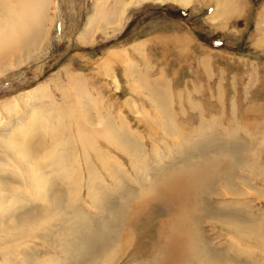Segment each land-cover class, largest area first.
Listing matches in <instances>:
<instances>
[{"label":"rangeland","instance_id":"obj_1","mask_svg":"<svg viewBox=\"0 0 264 264\" xmlns=\"http://www.w3.org/2000/svg\"><path fill=\"white\" fill-rule=\"evenodd\" d=\"M97 1L49 0L42 49L35 50L34 55L24 50L15 52L0 63V135L17 129L19 122L27 124L30 113L24 112L25 106L35 103L41 118L39 136L34 129L27 133L32 136V150L40 142L43 146L37 152L33 150L34 156L47 158L55 148L59 152L67 148L63 154L74 156L69 158V167H77L82 162L78 158L80 149L74 130L79 127L75 119L80 118L83 125L88 128L92 125L94 129L95 136L88 135L86 144L96 145L103 155L111 152L110 160L121 165L118 168L124 172V175L118 173L123 189L137 191L145 187L135 180L129 155L118 153L113 145L120 138L114 134L122 138L126 128L125 132L130 131L132 137L120 144L123 142V148L130 154L131 147L134 148L132 142L139 143L152 175L159 169L206 154L209 145L237 152L242 156L239 161L247 168L237 166L236 178L216 182L213 188L217 193L209 196L211 207L220 209L223 215H232L233 219H221L219 225L203 222V226L213 251L227 254L239 263L258 264L264 257L256 244L264 234V0H190L188 9L180 7L177 0H104L103 7L108 14L116 16L118 7L121 13L125 9L119 26L112 15L97 17L99 22L97 19L88 26ZM0 2L6 9L11 8L9 4H16L15 0ZM8 26L9 21L0 10V31ZM74 77L83 82L87 92L80 85L76 88ZM34 89L40 90L33 99L28 98ZM80 91L77 99L76 93ZM11 103L14 108L9 109ZM110 119L113 132L109 129ZM71 123L73 131L69 134ZM20 136L22 139L16 142L23 144L26 140L23 131ZM180 148L182 154H179ZM3 149L5 153L0 149V215L6 223L3 225L0 220V264L56 263L62 259L61 248L69 240L66 232L70 224L60 218L62 215L51 213L48 222L40 228L24 226L30 233L22 243L5 241L7 227H15L12 214L4 212L12 199L23 201L15 212L18 223L36 208L43 211L46 204L36 201L28 171L17 175L21 166L27 165V159L21 155L13 158L10 149ZM155 152L163 159L162 164L155 162ZM111 165L105 168L96 163L105 180L95 181L93 197L88 196V176L81 170L84 180L80 185L79 177L76 188L74 183L70 184L67 170L60 177V169L56 172L53 167L38 168L53 177L39 182L50 183V190L63 191L61 199L68 204L65 211L71 213L77 207L94 220L101 218V209L94 207L95 197L100 199L107 192L113 195L110 196L112 203H120L119 189L110 176ZM227 190L234 194L228 195ZM51 198L52 195L49 201ZM152 206L149 211L134 214L130 224L135 236L124 238L130 245L124 244L114 264L150 260L151 253L145 251L150 249L148 243L155 242L154 229L173 212L170 204L162 200L154 201ZM241 217L245 221L241 222ZM129 221L127 218L126 222ZM231 222L236 228L229 225ZM241 226H251L249 231L253 235ZM234 228L241 230L233 233ZM146 230L148 243L139 235ZM103 261L101 255L91 264H103Z\"/></svg>","mask_w":264,"mask_h":264},{"label":"bare ground","instance_id":"obj_2","mask_svg":"<svg viewBox=\"0 0 264 264\" xmlns=\"http://www.w3.org/2000/svg\"><path fill=\"white\" fill-rule=\"evenodd\" d=\"M144 1H149V0H144ZM15 2H16L15 5H11V4L8 5V7L11 6V8L9 9H6L7 7H4L3 3L0 2V10L4 14L6 19L9 21L8 29L4 31H0V63H2V61L7 59L8 57H11L13 53L20 52L22 50L29 53L31 52V54L34 55L33 52L35 50L40 51L43 46L42 38L45 35L44 22L46 20L45 18L48 10L49 0H15ZM102 2H104V0L97 1L95 5L96 8L95 14L93 15V19L95 20L92 19L91 24H89L88 26L92 25L93 22H96V20L98 19L97 17H100L102 19L105 17V15H109V16L112 15L106 13V10H104ZM177 2H178L177 4L183 9H188L191 7L190 0H177ZM118 11L119 13L116 16L112 15V18L115 19L114 23L119 26V22L120 20H122V15L124 17V13H126V11L124 9L123 12L121 13L120 7H118ZM5 24L6 23H4V27L7 28L6 26L7 24L6 25ZM109 24L111 23L109 22ZM74 80H75L74 84L76 88L78 85H80L82 90L87 92V90H85V87L82 84L83 82L80 81V79L74 77ZM39 90L40 89H34V91L29 94L28 98L33 99L36 96V93L39 92ZM81 93L82 91L76 93L77 99L80 98L78 95L79 94L81 95ZM77 99L76 101L78 102ZM23 102L25 101L23 100ZM12 105L13 103L9 104V109L14 108L12 107ZM25 111L30 113V114L28 113L30 118L29 122L27 124L25 123L20 124L19 122L18 126L16 127L17 129L12 130L11 132L7 131L4 135H0V149L2 153H5L3 148L10 149L12 151L11 155L13 156V158H16L14 156L21 155L22 157H25L27 159V165L21 166V170L18 171L17 175L20 174V176H22L21 171L22 173L24 171H28L27 174L29 175V179L31 181L30 182L31 190H36L35 199L36 201H40L41 203L44 202L46 204V208L43 211L41 210L36 211L37 210L36 208L35 211H31L30 213L26 214L24 216V220L18 223L15 212H17V210L20 208L18 206L19 202L22 203L23 201L20 199L18 200L12 199V201L9 202L7 207L4 208V212L5 213L10 212L12 214V222L15 224V227L14 229H10L9 227H7L6 230L8 231L5 236V241L12 240L13 243L21 242V240L25 239V237H28L30 233V232L29 233L26 232L24 226L26 225L29 226V229L30 228L33 229L34 227L40 228L44 226L46 222H48L49 217L52 216L51 213H53L54 214L53 216L62 215L60 218H63V221H66L68 224H70V228L66 232L69 236V240L68 241L66 240L67 242L61 248L62 259L56 260V263H53L55 262L53 261L52 264H91L92 262L96 261L97 258L100 259L101 255H103L104 257L103 264H114L113 261H116L115 259L117 258V255L120 253V250L124 246V244H126L127 246L130 245V241L126 243L124 242V238L125 237L130 238L131 236L132 237L135 236V233L132 228L133 224L132 225L130 224L131 220H133V217H135L134 214L136 212H142L144 210L149 211V209L153 207L152 203L154 201L162 200L165 203L170 204L171 209H173V212L169 213L170 216L169 219H167L164 222H160V224L155 227L154 244H152L153 242L152 243L147 242L148 229L145 232H141L142 234L139 233L140 239L143 242L148 243V246H150L151 250L148 249L145 251L147 254L151 253L148 255V258H150V260L145 258L146 260H148L147 262L138 261V262H134L133 264H245V262L243 261L239 263L236 259H235L236 261L232 260L233 259L232 257H231L232 259H230L229 255L227 254L213 251L215 249H211L210 247L212 245L210 246L209 242H207L208 240H210V238L209 235L206 234V230L204 229L206 226H203L205 222L206 224L213 223L219 225L222 223L221 219H226V218L233 219L232 215H230L231 217L227 214L223 215L220 213V209L211 207L209 204L211 203L209 196L211 195L213 196L214 193H217L215 192L216 190H214L213 188L216 182L218 181L222 182L223 180H225L223 182H226V181H231V179L233 180V178H236V173L234 172V170L237 166L240 165L243 168H247V166L245 167V165H243V163L239 161L240 155L237 152L229 151L227 150L228 148L225 149L224 147L209 145L206 149L208 150L206 154L203 155L197 154L198 156L195 155L197 156V158H191L190 160L186 159V161H184L183 163L181 162L180 164L178 163L173 164L168 168H162L161 170L159 169V172L155 173L156 175L154 174L152 175L148 167H146L148 166L146 163L148 160L146 161L144 154L143 153L141 154L142 146H140L139 143L132 142L134 148L128 145L131 147L130 154L127 152V150L123 148V146H125V144L123 143L124 139L126 138L128 140L130 139V137H132L130 131L125 132L127 129L126 128L124 130V133L122 134L123 135L122 138L120 134L119 136L117 134H114L115 136H117L118 138L120 137L121 139L119 138V140H117L113 145L116 146V150L118 153H127V155H129L130 161H132L131 166L132 168H135V170L133 169L135 171L134 172V175L136 177L135 180L141 183L142 184L141 186L145 187V190H139V191L126 190L123 189L124 186L123 181L119 178V174H118V173H122L123 170L119 169L122 168V166L121 165L119 166L118 163L114 164L110 160L111 156L109 154L111 152H107V154L103 155L102 152L100 153V149L98 147H95L96 145L94 147H90L86 144V139H87L86 137H89L88 135L90 136L93 135V137L95 136L94 129L92 130L91 128L92 125L90 126V128H88L89 127L88 125H87L88 127L83 125L82 123L83 121L80 122L81 121L80 118L75 119L79 127L76 131L74 130V134L78 136L77 145H79V149H80L79 157L77 155L76 157H78L82 162L78 165L79 167L78 166L69 167L70 164L68 163V161L69 158H71L70 156H73V154L70 155L63 154L64 152H66L65 150L67 148L63 149V152H59V150L55 148L53 152L50 153V155H48L47 158L40 157L36 159L33 150L35 152L39 151V149L42 148L43 143L40 142L38 147L32 150L31 149L32 136H29L27 130L34 129L37 131V134L39 136L38 127L41 125V118L39 117L38 112L35 109V103L34 105L26 104L24 112ZM70 120H72V117L70 118ZM110 124L112 125L111 127L109 126V129L112 131L114 129V125L111 119H110ZM71 127H72V123L69 124V128H68L69 134H71V132L73 131V128ZM200 130L204 131L203 129ZM22 131L26 136V140L28 139V141L24 140L23 144L20 142H16L17 140L22 139L20 136V133ZM202 131L199 132L201 133V135L204 134V132ZM95 133L100 136V133L98 131H95ZM103 135L105 134L101 133V136ZM120 141H123L122 144H120ZM109 147H107L106 149L109 150ZM144 148L145 147L143 146V149ZM182 151H183L182 148H180L179 154H182ZM157 154L158 152L157 153L155 152L154 160L155 162H157V164H162L163 159L161 158L162 159L161 160L160 157H158L159 155ZM139 157L141 158V161H135ZM21 159L24 160V158ZM48 160L50 161L53 160V161L48 163ZM254 160H256V157L254 158ZM97 162L101 163L102 166L105 168L107 166H110V163L112 164L111 165L112 173L110 174V176L113 178L112 180L115 181V184L119 189L118 191L120 196L118 198L120 200V203L119 202H118L119 204L112 203L110 198L111 195L110 196L107 195L108 194L107 192L104 194L103 197H101L103 198L102 200L101 198L99 199L95 197L94 207L95 208L99 207L101 209L100 212L101 218H96L94 219L95 221L93 219H90V217L85 213L78 211L77 207L76 208L73 207L72 209L73 211L71 213L65 211L64 209L65 205L67 207L68 204H66L65 201L61 199L63 191L50 190L49 189L50 183L46 185L39 182L44 179L53 178L49 174H45L44 171H40L38 169L40 167L42 168L45 167V169L48 167H53L54 171L56 172H58V170L60 169L59 170L60 177H62L61 174H64L65 171L67 170V174L66 173L65 174L67 175L68 179H70V184L74 183L73 186H75V188L79 187L78 186L79 177L81 178L80 185L82 183V180H84L83 176L81 177V173L83 175L86 174L88 176V181H87L88 196L93 197L96 191L92 189L93 186L95 185V181L97 179H101L103 181L105 180V178L101 177L100 175L101 174L100 169H98L96 166ZM253 163L255 164V162ZM248 164H252V163H248ZM137 166H142V168L143 167L144 168L138 169ZM248 166L250 168H254L250 165ZM80 170L83 172H81ZM73 173L75 174L73 175ZM122 174L124 175V172ZM101 180L99 184H102ZM228 183H224V185L225 184L229 185ZM231 186L229 185V187ZM227 191H228L227 192L228 195L234 194L230 192L231 190H227ZM51 195L52 198L51 201H49ZM79 196H81V194H78V197ZM148 211L144 212L145 216L147 215ZM127 218H129L130 220L128 223L126 222ZM258 218L260 217H257V219ZM242 219H243L242 217L241 219L239 218L241 222L243 220L245 221V219L243 220ZM262 219H264L263 216ZM0 220L2 224L5 225L6 223L5 219H3V216L1 215H0ZM235 222L237 221L235 220ZM50 223L51 222L47 223L46 225ZM231 224L235 226L234 222H231L229 225L231 226ZM238 224L240 225V223ZM242 225H245V222ZM242 227L245 228V226H241V229H243ZM250 227H246L248 228V231ZM235 228L231 230L233 233L235 232V230L237 229L239 230V228L237 229ZM248 231L246 234H248L249 232H251V234L253 233L251 229L249 232ZM262 236L263 237H261L256 244L258 248L259 247L261 248L260 251H262L264 254V234H262ZM35 237L36 235H33V238ZM247 237L250 239L251 236L248 235ZM252 242L254 243L256 241H252ZM20 246L22 245L20 244ZM231 248L232 247H230V249ZM246 251L248 252L250 250L246 249ZM258 262H259L258 264H264V257L260 259V261L258 260ZM36 264H46V263L45 261H40L37 262Z\"/></svg>","mask_w":264,"mask_h":264}]
</instances>
